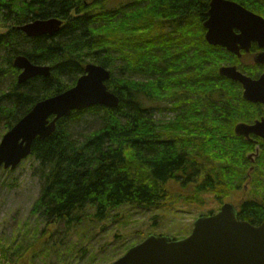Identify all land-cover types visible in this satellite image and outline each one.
I'll list each match as a JSON object with an SVG mask.
<instances>
[{
  "label": "trees",
  "instance_id": "trees-1",
  "mask_svg": "<svg viewBox=\"0 0 264 264\" xmlns=\"http://www.w3.org/2000/svg\"><path fill=\"white\" fill-rule=\"evenodd\" d=\"M209 1L0 0L4 132L37 101L72 87L88 62L110 71L106 85L119 99L115 108L73 110L49 136L33 141L27 158L39 187L30 210L36 224L24 221L19 239H0L3 262L15 264L30 251L36 264L46 256L43 246L55 249L79 224L101 225L115 210H149L175 196L202 204L208 194L221 205L233 201L243 183L250 189L236 203L238 219L264 220V140L234 132L237 123L264 117V106L245 100L241 84L218 71L235 65L256 78L264 65L244 64L206 41ZM233 1L264 17V0ZM51 17L62 20L53 36L26 37L18 29ZM257 50L252 44L251 53ZM19 54L49 65L50 75L17 83L13 59ZM147 101L169 102L174 116L156 117ZM40 223L51 229L41 230ZM54 228L62 234H51ZM79 251L83 258L86 249Z\"/></svg>",
  "mask_w": 264,
  "mask_h": 264
},
{
  "label": "water",
  "instance_id": "water-1",
  "mask_svg": "<svg viewBox=\"0 0 264 264\" xmlns=\"http://www.w3.org/2000/svg\"><path fill=\"white\" fill-rule=\"evenodd\" d=\"M62 26V20L51 17L35 19L21 26L26 37L53 36ZM205 39L241 57L250 52L252 44L259 48L253 62L264 65V17L233 0H210L207 18L203 22ZM13 65L19 70L17 83L35 76H49V65L32 63L26 56L17 55ZM219 74L242 86V96L252 103L264 106V73L252 78L235 65L219 67ZM110 71L88 62L84 73L67 90L37 101L0 140V168L14 169L31 152L36 138L49 136L56 121L73 110L103 105L115 108L118 97L106 85ZM237 135L250 139L251 135L264 140V117L252 123L239 122L234 127ZM249 153L251 162L258 154ZM252 169V168H251ZM238 209L224 202L213 214L200 215L193 221L191 232L175 239L168 235L148 234L140 242L110 264H264V220L254 225L238 219Z\"/></svg>",
  "mask_w": 264,
  "mask_h": 264
},
{
  "label": "rangeland",
  "instance_id": "rangeland-1",
  "mask_svg": "<svg viewBox=\"0 0 264 264\" xmlns=\"http://www.w3.org/2000/svg\"><path fill=\"white\" fill-rule=\"evenodd\" d=\"M240 58L244 64L253 62L251 53H245ZM134 77L139 79L142 76ZM146 104L153 107L152 112L156 117L166 119L172 118L175 114V111L168 110L169 102L147 101ZM3 134L4 129L0 122V140ZM243 185L233 194V201L226 198L225 202H231L236 206L238 200L249 192L250 186L246 183ZM38 189L31 159L26 157L12 170L0 169V239L2 238L4 242L9 243L16 237L20 238L17 230L22 222L27 221L30 226L36 224V218L30 215V210L38 196ZM176 198L177 196L172 202L149 210L133 208L115 210L113 216L101 225L83 222L70 232L64 244L59 243L55 249L49 248V245L43 246L42 250L46 256L42 257L43 260L37 259L36 264H109L112 262L111 259L122 255L148 234L168 235L175 239L185 237L190 233L196 217L216 211L220 206L209 194L203 195L202 204L175 201ZM61 236L58 235L57 239ZM70 245L75 246L71 249ZM80 248L86 249L83 258ZM26 255L22 254L14 263L33 264L32 252L26 251ZM2 263L9 264L3 262L0 253V264Z\"/></svg>",
  "mask_w": 264,
  "mask_h": 264
},
{
  "label": "flooded vegetation",
  "instance_id": "flooded-vegetation-1",
  "mask_svg": "<svg viewBox=\"0 0 264 264\" xmlns=\"http://www.w3.org/2000/svg\"><path fill=\"white\" fill-rule=\"evenodd\" d=\"M249 53H251V50H250V52H249ZM251 54H252V57H253V54H254V53H251ZM38 194H39V193H38ZM54 220H55L54 218L51 220V224H53V223H54ZM42 226H43V224H42V223H40V225H39V228H40L41 230H42V229H44V228H46L45 226H43V227H42ZM50 229H51V228H46V230H50ZM58 233L62 234V233H61V231H58V230H57V229H55V228H54V229H52V232H51V234H54V235H55V234H58Z\"/></svg>",
  "mask_w": 264,
  "mask_h": 264
},
{
  "label": "bare ground",
  "instance_id": "bare-ground-1",
  "mask_svg": "<svg viewBox=\"0 0 264 264\" xmlns=\"http://www.w3.org/2000/svg\"><path fill=\"white\" fill-rule=\"evenodd\" d=\"M252 140H254V139H252ZM256 141H258L257 139H256ZM257 144V143H256ZM258 146V145H257ZM256 147V146H255ZM255 160V159H254Z\"/></svg>",
  "mask_w": 264,
  "mask_h": 264
}]
</instances>
